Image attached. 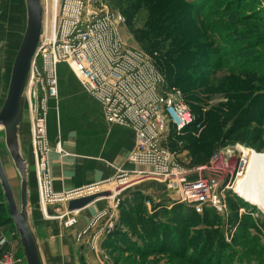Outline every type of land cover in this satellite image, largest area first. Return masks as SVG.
Returning a JSON list of instances; mask_svg holds the SVG:
<instances>
[{
  "label": "rangeland",
  "instance_id": "rangeland-1",
  "mask_svg": "<svg viewBox=\"0 0 264 264\" xmlns=\"http://www.w3.org/2000/svg\"><path fill=\"white\" fill-rule=\"evenodd\" d=\"M47 1L50 22L53 0ZM96 1L100 10L109 9L125 15L124 10L129 0ZM142 1V10L134 23L130 26L126 20L123 37L130 45L147 54L166 80L169 78L168 81L174 82L176 77L184 80L180 87H173L181 91L186 104L201 119L200 124L194 128L170 134L162 141V146L190 173L201 171L217 175L226 184L225 208L220 214H189L190 217H185L188 214H185L182 205L171 198L167 202H158L160 205L156 210L157 203L153 199H146L145 203L150 201L146 205L138 202L146 198V194L139 200L133 197L124 200L128 191L122 195L119 193L131 183L119 189L117 186L114 189L106 188L113 191V196L109 197L112 198L111 204L104 205L83 229H77L79 218L76 213H69L73 214L71 217L76 214L72 218L75 222L70 225L67 223V219H71L68 215H44V220L57 223L60 231L57 234L62 236L61 240L55 239V244H46L56 251L57 260L52 261V264H195L187 258H180L170 249L162 252L151 250V240L159 238V233L154 228L160 230L163 225L170 226L167 231L177 229L178 234H174V239L184 235L189 240L186 249L188 256L193 255L194 251L198 252L202 249V244H206L204 252L211 255V258L221 260V264H264V213L256 206L244 203L232 190L239 177L246 172L250 152L264 154V111L254 121L243 125L241 122L251 107L264 100V87L259 83H250L238 71L249 64L241 53L248 51L264 58V2ZM16 8L17 0H0V106L6 94L12 63L24 28V16ZM59 9L61 10V4ZM56 11L58 14V6ZM234 21L242 25L244 32L247 31L245 27L255 29L251 46H247L249 42L235 39ZM174 45L182 47L184 53H174ZM200 57L212 60V70L207 71L209 64L204 65L205 68L198 66ZM69 70L66 68L63 72V79L75 78ZM185 70H189V73L183 77L187 75ZM257 72L263 75L264 66ZM4 158L9 164L5 151ZM139 171L135 172L136 175H139ZM134 176L129 173L130 182L135 179ZM143 179L160 180L154 177ZM117 182L115 180L111 183L115 186ZM67 203L48 205L66 206ZM135 206V211L130 210ZM175 219L183 222L182 225H177L178 221ZM41 221L43 219L39 217V223ZM11 226L8 222L0 224V255L11 252L15 255L17 264H24L20 245L4 236L5 230ZM86 230L87 233H84ZM113 233L119 235L115 238L126 237L124 233L133 235L134 240L140 236L143 240L136 241L137 245H142V241H149L150 244L144 247L146 254L134 248L123 249L118 243L108 245L112 242L110 235ZM196 240L199 245L194 242ZM192 243L194 244L191 245ZM72 255L75 260L62 261V258Z\"/></svg>",
  "mask_w": 264,
  "mask_h": 264
},
{
  "label": "built area",
  "instance_id": "built-area-1",
  "mask_svg": "<svg viewBox=\"0 0 264 264\" xmlns=\"http://www.w3.org/2000/svg\"><path fill=\"white\" fill-rule=\"evenodd\" d=\"M56 1L55 33L43 40L29 86L42 203H67L102 190L100 184L71 191L54 188L50 154L61 148L52 146L48 121L50 103L58 98L59 66L67 65L87 93L102 106L108 122L135 131L136 146L128 160L140 169L138 180L160 179L173 201L200 215L207 209L222 213L226 184L212 173H190L162 146L170 134L181 133L198 120L199 125L200 119L186 104L181 91L169 88L165 76L147 54L126 42L122 34L126 17L113 10L98 9L96 0ZM116 180L118 189L131 183L129 173ZM75 216H68L71 217L67 219L68 225L75 222L72 220ZM0 264H17L15 255L11 252L0 255Z\"/></svg>",
  "mask_w": 264,
  "mask_h": 264
},
{
  "label": "water",
  "instance_id": "water-1",
  "mask_svg": "<svg viewBox=\"0 0 264 264\" xmlns=\"http://www.w3.org/2000/svg\"><path fill=\"white\" fill-rule=\"evenodd\" d=\"M47 0H17L24 16V28L12 63L8 87L0 106V187L3 204L21 246L24 264H52L56 251L46 246L61 240L59 227L43 217H62L78 213L101 198L113 196L112 190L70 200L67 205H43L40 197L32 131L29 86L34 62L45 38ZM264 2V0H263ZM31 103H34L33 93ZM7 154L9 164L4 158ZM9 166V167H8ZM35 180V182H34ZM39 217L43 221L39 223ZM74 255L62 258L73 261Z\"/></svg>",
  "mask_w": 264,
  "mask_h": 264
},
{
  "label": "crops",
  "instance_id": "crops-1",
  "mask_svg": "<svg viewBox=\"0 0 264 264\" xmlns=\"http://www.w3.org/2000/svg\"><path fill=\"white\" fill-rule=\"evenodd\" d=\"M66 68L69 69L67 65L59 66L58 98L50 103L48 121L52 146L61 148L50 154L55 189L71 191L95 184L104 186L101 191L114 189L116 185L111 182L130 173L135 179L119 195L128 191L125 199L134 194H146L155 203L167 202L170 193L165 184L157 179L138 180L140 177L135 172L140 169L128 160L136 146L135 131L108 122L102 106L87 93L74 74L75 78H62ZM111 200L101 198L76 213L77 229H83L104 205L111 204ZM4 236L20 245L13 226L5 230Z\"/></svg>",
  "mask_w": 264,
  "mask_h": 264
},
{
  "label": "trees",
  "instance_id": "trees-1",
  "mask_svg": "<svg viewBox=\"0 0 264 264\" xmlns=\"http://www.w3.org/2000/svg\"><path fill=\"white\" fill-rule=\"evenodd\" d=\"M199 1L204 2V0H198V2ZM142 7H143V1L142 0H129V1H127L126 9L124 10V14H125L124 16L126 17L127 23L130 26L134 23L135 19L137 18L140 11L142 10ZM232 20H234L233 17H232ZM234 24H235L234 26L236 28L234 33H233L235 36V39L238 41L242 40L243 42H249L247 44V46H251L250 42H252V40L254 39L253 36L256 34L255 29L251 26L245 27V29H247V31L244 32V30H242V27H241L242 25H239L238 22L235 23V21H234ZM183 50L184 49L182 47L178 48L177 45H174V48L172 51H174V53H176V54H182V53H184ZM240 55L242 56L243 59L248 60L249 64H251V65L248 64V65H246V67L241 68L238 71H240L242 73V75L250 83H252V84L259 83L260 85H262V87H264V74L259 75V72H257V71H260L261 67L264 66V63H263L264 58H262V57L260 58V57L256 56L254 53L248 52V51L245 53H241ZM196 57H197V55H196ZM192 63H193V61H192ZM192 63H191V65H192ZM208 64H209V69H207V71L212 70V68L210 67V66H212V60L210 58H206V57H203V58L200 57L199 58V65L198 66L201 65L203 68H205V66H207ZM193 68H194V66H193ZM184 72H186L185 74H187V73H189V70H185ZM186 76H188V74L183 76V77H186ZM168 80H169V78H168ZM168 80H167V82H169V84H168L169 87H173V86L180 87V85L184 82V80L179 78V77L174 78V80H175L174 82L173 81L170 82ZM263 111H264V100H262L259 104L254 105L253 107H251V109H249L247 111L245 116L241 119L242 125L247 124L248 122L254 121ZM200 121H201V119H200ZM198 122H199V120H198ZM198 122L194 123L193 125L188 127L186 130L194 128L198 124ZM186 130H184V131H186ZM142 197H143V195H141V194H137V195L134 194V196H133V198H135V199L138 198V200H139V198H142ZM148 198L149 197H146L144 199H141V201L139 200L138 202H142L146 205L145 200ZM124 200H128V199H124ZM244 203H245V201H244ZM177 204L182 205L183 211L186 212V213L185 212L184 213L188 214L187 216L184 215L185 217H190L189 214L191 216H195V215L199 216L200 215V214L196 213V211L194 209L187 207L185 204H182V203H177ZM246 204H247V202H246ZM123 205H125V204H123ZM155 205L157 206V207L155 206V210H156L157 208H159L160 204L157 203ZM251 206H254V205H251ZM135 209H136V206L130 210L135 211ZM214 212L216 213V211L213 209H207L204 212V214H211ZM175 221L179 222V223L176 222L177 225H182V223H183V222L180 223L179 219H175ZM4 222L5 223L8 222V223L12 224L11 221L8 219L6 208H5L4 204L0 203V224H3ZM167 227L170 228V226H167V225L166 226L163 225L160 228V230H159V228L158 229L154 228L156 233H159V235L157 236L159 238L154 237L155 239L151 240V242H153L151 244V246H152L151 250L153 252H156V251L162 252L164 250L170 249L173 251L174 254H177L180 258H182V259L187 258L188 261L193 262L195 264H221V260L211 258L210 257L211 255H208L204 252L203 247L206 244H202L201 250H199L198 252L194 251L193 255L188 256L186 249L188 248L189 240H186L184 235L181 238L174 239V234L178 232L177 229L173 228L171 231H167ZM171 227H174V226H171ZM166 232H169L170 234H166ZM124 234L126 235V237H122V238H120V237L115 238V236H119V235H115L114 233L111 234L110 235V241H112V242L108 243V245H113V244L118 243V244L122 245L121 247L123 249L124 248L125 249L134 248V249L138 250L140 253L146 254L144 247L148 245L149 241H147V242L142 241V245H140V244L137 245V243H135V242L142 239V238L140 239V236H137L136 240H134V239H132V238H134L133 235L128 234V233H124ZM194 242H197V244L199 245L197 240ZM193 244L194 243H192L191 245H193ZM198 248H200V246Z\"/></svg>",
  "mask_w": 264,
  "mask_h": 264
},
{
  "label": "bare ground",
  "instance_id": "bare-ground-1",
  "mask_svg": "<svg viewBox=\"0 0 264 264\" xmlns=\"http://www.w3.org/2000/svg\"><path fill=\"white\" fill-rule=\"evenodd\" d=\"M51 8L52 21L48 16L45 22V35L50 36L55 33L56 28V6L57 1L53 0ZM248 157V156H247ZM246 161V159H245ZM246 172L239 177L232 190L245 202L254 205L264 213V154L250 152Z\"/></svg>",
  "mask_w": 264,
  "mask_h": 264
}]
</instances>
